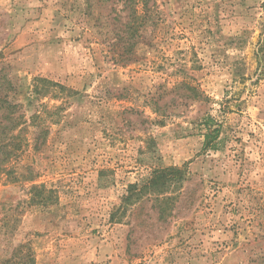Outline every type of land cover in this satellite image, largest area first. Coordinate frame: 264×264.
<instances>
[{"label": "rangeland", "instance_id": "obj_1", "mask_svg": "<svg viewBox=\"0 0 264 264\" xmlns=\"http://www.w3.org/2000/svg\"><path fill=\"white\" fill-rule=\"evenodd\" d=\"M0 69L49 120L0 179V264H264V0H0ZM166 166L187 171L171 215L149 194L115 212Z\"/></svg>", "mask_w": 264, "mask_h": 264}, {"label": "trees", "instance_id": "obj_2", "mask_svg": "<svg viewBox=\"0 0 264 264\" xmlns=\"http://www.w3.org/2000/svg\"><path fill=\"white\" fill-rule=\"evenodd\" d=\"M260 52H262V49H260ZM2 72V69H0V179L3 175L11 173V170L8 171L7 169V164L11 162L24 142L22 133L28 131L29 127L35 128L36 133L32 140L33 148L37 150L45 141L46 134L49 131V120L47 121L45 104L40 103L41 108L38 112L27 119L25 114L20 112L21 104L11 98V93L15 88L14 84ZM32 86L38 97L49 94L54 86L58 87L59 90L55 91V93L51 91L53 96L58 95L61 91L69 90L68 87L43 77H35ZM195 93L196 90L193 89V95ZM65 100L66 98L62 96L60 102L62 103ZM200 126L205 130L203 133V147L213 146V142L218 137L219 132L217 120L211 115H204L200 120ZM186 172L185 168L177 166L153 169L147 177L127 185L115 212H118L119 216H124L128 208L142 202L143 198L148 197L146 195L149 194L154 195L156 201L154 208H156L158 219L164 221L168 215L172 214L174 203L181 195L182 184L187 178ZM42 187L43 185H31L32 189H41ZM1 205H4V203L0 202ZM114 213L112 216H114ZM4 214L0 217V221H2L0 227L3 228L6 234L8 228L10 230L15 229L14 226L17 220L13 218L15 216L14 213ZM28 251L29 249L25 242H21L17 247H14L12 257L17 256L19 260L24 261L26 258L27 261Z\"/></svg>", "mask_w": 264, "mask_h": 264}]
</instances>
